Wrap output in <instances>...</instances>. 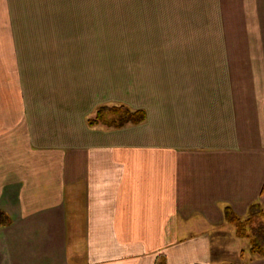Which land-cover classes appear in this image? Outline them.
<instances>
[{"label":"crops","instance_id":"0c3cea01","mask_svg":"<svg viewBox=\"0 0 264 264\" xmlns=\"http://www.w3.org/2000/svg\"><path fill=\"white\" fill-rule=\"evenodd\" d=\"M161 9L143 16L219 31L194 39L214 53L158 49L93 73L49 66L23 85L17 66L8 89L0 81V264H264L214 245L243 239L226 208L245 220L259 205L264 219V0ZM101 106L147 119L90 126Z\"/></svg>","mask_w":264,"mask_h":264},{"label":"rangeland","instance_id":"374dc122","mask_svg":"<svg viewBox=\"0 0 264 264\" xmlns=\"http://www.w3.org/2000/svg\"><path fill=\"white\" fill-rule=\"evenodd\" d=\"M204 7L206 0H4V6L0 7L2 87L9 88L8 80L16 77L17 66L19 84L23 85L27 71L37 75L38 70L49 66L55 70L60 66L68 73L83 70L93 73L95 69L100 72L102 65H109L99 61L153 54L158 49L166 55L214 53V47L200 42L196 45L198 41L194 39L203 37L206 40L199 41L212 43L219 37V31L205 29L198 34L191 29L186 16L177 24L171 21L172 14L143 16L153 8L172 13ZM139 13H142L140 25L133 21ZM147 38L159 42L158 48L142 46ZM187 43L191 44L186 46ZM255 220L248 227L247 238H237L235 232L216 236V251H226L229 260L228 255L238 246L245 248L246 259L253 257L251 240L257 239L264 248V230L259 227L263 222Z\"/></svg>","mask_w":264,"mask_h":264},{"label":"trees","instance_id":"16d2710c","mask_svg":"<svg viewBox=\"0 0 264 264\" xmlns=\"http://www.w3.org/2000/svg\"><path fill=\"white\" fill-rule=\"evenodd\" d=\"M147 119V114L144 110H131L126 106H101L97 109L95 115L88 120L90 126L102 125L107 128H123L128 125H138L143 123ZM264 193V189H263ZM261 214L262 209L258 205H253L250 209V215L245 220L240 219L231 208L225 209V217L228 223L236 227L237 234L242 238L248 237V227L251 226L255 219L263 222V225L259 226L264 230V219L255 215ZM254 213V214H253ZM256 221V220H255ZM264 233V231H263ZM252 243V255L254 257H264V248L258 242V240H251Z\"/></svg>","mask_w":264,"mask_h":264}]
</instances>
